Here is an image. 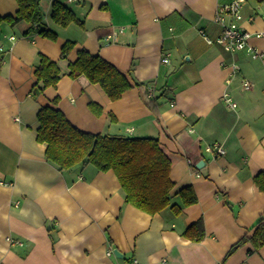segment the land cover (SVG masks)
Returning <instances> with one entry per match:
<instances>
[{
	"label": "crops",
	"instance_id": "crops-1",
	"mask_svg": "<svg viewBox=\"0 0 264 264\" xmlns=\"http://www.w3.org/2000/svg\"><path fill=\"white\" fill-rule=\"evenodd\" d=\"M54 1L82 25L54 23ZM229 1L41 0L43 25L55 40L26 34V21L0 23V264H264V245L246 243L225 257L264 217V190L256 182L264 175V35H255L264 33V0L241 6L249 51L232 54L199 33L213 40L220 34L214 16ZM17 8L16 0H0L2 17ZM66 41L74 46L62 58ZM79 49L141 85L111 100L84 75L70 78L68 64ZM40 54L57 62L60 77L34 94ZM151 94L156 99L148 105ZM53 99L81 130L158 139L171 161L172 201L187 185L197 201L178 214L170 207L150 214L124 201L112 170L86 164L60 171L36 138L37 112ZM214 144L225 152L205 149ZM199 219L204 235L193 241L183 233Z\"/></svg>",
	"mask_w": 264,
	"mask_h": 264
},
{
	"label": "trees",
	"instance_id": "trees-1",
	"mask_svg": "<svg viewBox=\"0 0 264 264\" xmlns=\"http://www.w3.org/2000/svg\"><path fill=\"white\" fill-rule=\"evenodd\" d=\"M16 1L18 8L15 14L0 16V23L5 21L14 26L19 21H26L29 24L26 34L35 30L41 36L56 39L57 34L43 25L41 0ZM51 18L60 26H67L72 22L82 25L75 12L59 1L52 4ZM73 46L74 42L66 41L61 47V57H66ZM77 51L76 59L68 64L70 78L84 75L90 82L98 83L111 100L119 99L125 90L134 85L138 87L141 85L136 81L132 83L124 73L101 55L90 53L86 49ZM34 74L36 82L32 86V91L38 94L57 84L60 68L56 61L40 54ZM151 96L152 94L146 98L148 105L153 104L156 99ZM56 105L57 99H53L51 103L39 108L36 138L39 142L46 143V161L60 171L86 164H92L101 172L112 170L121 185L124 201L150 214L162 211L166 207H170L173 213L178 214L183 207L197 201L190 185L179 189L176 192L178 201H172L171 191L174 183L170 178L171 161L158 139L87 132L71 124ZM88 105L94 113H100L99 105L94 102ZM256 182L260 189L264 190V175H257ZM183 234L193 241L203 238L202 219L193 222ZM246 243H250L255 250L264 245V217L258 219L250 234H244L232 244L225 257Z\"/></svg>",
	"mask_w": 264,
	"mask_h": 264
},
{
	"label": "built area",
	"instance_id": "built-area-1",
	"mask_svg": "<svg viewBox=\"0 0 264 264\" xmlns=\"http://www.w3.org/2000/svg\"><path fill=\"white\" fill-rule=\"evenodd\" d=\"M72 1V0H69ZM244 0H230L229 2L221 5L215 16L214 22L217 23L221 30L220 34L213 40L211 39L203 29L199 30L200 35L205 39V41L209 44L213 43L214 41L221 45L225 51L233 52L247 49V41L251 36V33L243 29L240 25V20L242 19L241 14V6L243 5ZM256 36L264 35L263 32L256 33ZM8 39L13 41L15 39L14 36H9ZM4 46L0 45V52L4 51ZM257 53L255 51L252 52V56H256ZM167 57H163L162 61H167ZM234 68H237V65L233 64ZM243 88L248 89L251 84L247 80H243L242 82ZM222 99L225 101L226 105L235 108L237 103L233 100L228 93H224ZM205 149L207 151L215 150L216 154L224 153V149L219 145H212L206 146ZM198 175V174H197ZM18 244H23L21 241H17Z\"/></svg>",
	"mask_w": 264,
	"mask_h": 264
},
{
	"label": "water",
	"instance_id": "water-1",
	"mask_svg": "<svg viewBox=\"0 0 264 264\" xmlns=\"http://www.w3.org/2000/svg\"><path fill=\"white\" fill-rule=\"evenodd\" d=\"M113 252H114L115 255L121 256V254L118 253V250L117 249H114Z\"/></svg>",
	"mask_w": 264,
	"mask_h": 264
}]
</instances>
